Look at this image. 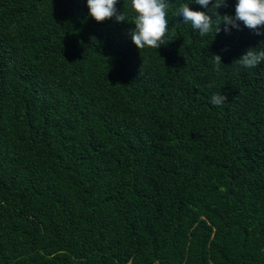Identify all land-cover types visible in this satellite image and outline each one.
I'll use <instances>...</instances> for the list:
<instances>
[{
  "label": "trees",
  "instance_id": "obj_1",
  "mask_svg": "<svg viewBox=\"0 0 264 264\" xmlns=\"http://www.w3.org/2000/svg\"><path fill=\"white\" fill-rule=\"evenodd\" d=\"M168 2L170 42L139 50L131 0L100 23L87 0H0V264H264V61L234 62L264 27Z\"/></svg>",
  "mask_w": 264,
  "mask_h": 264
},
{
  "label": "clouds",
  "instance_id": "obj_2",
  "mask_svg": "<svg viewBox=\"0 0 264 264\" xmlns=\"http://www.w3.org/2000/svg\"><path fill=\"white\" fill-rule=\"evenodd\" d=\"M202 7H208L210 0H195ZM117 0H87L89 9L88 15L98 23L106 19L115 18L118 22L126 20L124 14L117 15ZM226 5V0H220L212 4V9H218ZM131 8L135 13L132 23L134 29L130 30L132 43L141 50L144 48L159 49L165 42V36L168 32V13L170 4L168 0H131ZM175 15L183 18V22L190 23L194 30H197L201 37L213 31V19L203 11H194L188 4H182L176 9ZM215 33L219 32V26L225 25V31L228 26L240 29L241 23L244 27L260 34V29L264 27V0H237L235 5V15H220L216 13ZM163 59V58H162ZM212 60L216 66L221 64V56L213 55ZM264 61V50L257 51L248 49L246 54L242 55L236 64L244 68H255ZM227 96L223 94H213L211 103L215 106L223 105Z\"/></svg>",
  "mask_w": 264,
  "mask_h": 264
},
{
  "label": "water",
  "instance_id": "obj_3",
  "mask_svg": "<svg viewBox=\"0 0 264 264\" xmlns=\"http://www.w3.org/2000/svg\"><path fill=\"white\" fill-rule=\"evenodd\" d=\"M129 264H132L131 262Z\"/></svg>",
  "mask_w": 264,
  "mask_h": 264
}]
</instances>
